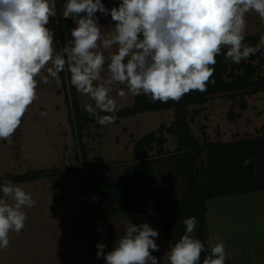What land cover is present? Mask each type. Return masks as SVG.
Returning a JSON list of instances; mask_svg holds the SVG:
<instances>
[{"label":"clouds","instance_id":"clouds-1","mask_svg":"<svg viewBox=\"0 0 264 264\" xmlns=\"http://www.w3.org/2000/svg\"><path fill=\"white\" fill-rule=\"evenodd\" d=\"M254 11L264 22V0H121L110 10L101 0H66L63 17L72 18L69 46L54 55V32L46 27L57 15L55 0H0V140L11 142L28 108L38 98V77L47 65L48 76L70 73L75 90L93 102L85 111L98 124L114 123L119 111L111 95L116 83L127 93L152 101L179 102L192 91L204 92L214 74L216 57L226 49L225 60L239 64L264 48L245 41L246 15ZM111 16L114 30L107 36L96 13ZM112 52L107 59L100 49ZM106 65V67H105ZM107 73L105 77L102 73ZM45 83L48 77H43ZM124 97L126 92L119 91ZM109 113L110 115H100ZM46 115V113H41ZM0 249L10 233L25 227L35 201L20 185L5 179L0 184ZM184 234L167 252L170 264H201L204 244L194 237L195 216L185 218ZM158 230L148 223L129 224L111 251L97 244V258L105 264H159ZM202 264H225V243L216 238Z\"/></svg>","mask_w":264,"mask_h":264},{"label":"rangeland","instance_id":"rangeland-1","mask_svg":"<svg viewBox=\"0 0 264 264\" xmlns=\"http://www.w3.org/2000/svg\"><path fill=\"white\" fill-rule=\"evenodd\" d=\"M55 2L57 15L50 18L46 27L54 32V55H62L59 15L63 13L66 0ZM101 2L106 8H112L121 0ZM96 19L104 36L114 30L115 22L110 14L97 15ZM245 19V36L264 32V22L257 13H248ZM100 51L107 63L116 49L101 48ZM48 67L52 65H47L36 77L38 98L29 106L11 142L0 140V176L49 169L61 171L60 174H42L16 183L31 194L35 206L24 209L27 214L25 227L19 233H10L8 247L0 249V264H105L103 257L97 258V244L106 245L105 253L111 251L118 236H122L124 228L131 223H148L158 230L155 242L159 251H153L152 255L157 260L168 258L171 245L165 236L163 212L147 210L119 214V219L113 216L107 219L102 215L109 207L99 201L94 183L102 176H117L123 165L133 158L134 141L158 129L161 124L169 123L173 119L172 112L149 111L121 118L106 126L91 123L78 132L69 72L67 68L60 72L58 82L48 76ZM102 75L106 77L107 73ZM260 75L264 76V64ZM46 76L47 83L43 80ZM121 90L126 92L124 97L118 94ZM76 93L80 108L86 103L95 106L88 96ZM111 95L119 107L131 105L135 100V96L127 93L126 85L119 83L112 86ZM247 102L248 108L241 110L239 104L230 98L210 101L201 107V114L192 126L195 134L199 139L207 136L212 142L264 135V93L247 97ZM231 111L234 116L230 120L228 114ZM169 139L174 141L172 137ZM82 153L88 160L87 165L82 162ZM207 211L210 234L207 255L211 254V246L219 237L225 243V264H254V258H262L258 263L264 264V190L212 199ZM110 227H113L112 231ZM247 236L256 240L253 245H245ZM255 244L258 245L257 251L251 249ZM160 264H170V261L164 260Z\"/></svg>","mask_w":264,"mask_h":264},{"label":"trees","instance_id":"trees-1","mask_svg":"<svg viewBox=\"0 0 264 264\" xmlns=\"http://www.w3.org/2000/svg\"><path fill=\"white\" fill-rule=\"evenodd\" d=\"M97 15L100 13L97 12ZM74 26L72 18L66 19L62 14L59 15L63 49L69 46ZM262 34L264 32L246 35L244 43L255 46ZM226 51L222 49L216 57L211 78L215 83H209L206 91H192L179 102L169 100L167 103L152 101L141 94L135 96L133 104L119 107L115 114L116 121L149 111H171L173 119L134 141L133 158L123 165L117 176H102L94 183L99 201L109 207L110 215L162 211L166 220L167 241L171 245L186 230L182 221L195 216L198 223L192 235L204 244L201 264L208 253V202L215 198L264 190V135L212 142L207 136L199 139L192 127L201 114V107L215 98H230L239 104L241 110H246L247 97L264 93V76L260 75L264 64L263 48L239 64L225 60ZM70 86L76 128L80 132L85 125L97 122L85 111V107L80 108L76 100L77 91L71 83ZM228 115L230 120L234 116L232 111ZM169 137L174 141H170ZM82 162L84 165L88 163L84 153ZM73 169L77 170L75 167ZM60 171L49 169L33 171L31 174L7 173L0 176V184L5 179L16 184L42 174H60Z\"/></svg>","mask_w":264,"mask_h":264},{"label":"crops","instance_id":"crops-1","mask_svg":"<svg viewBox=\"0 0 264 264\" xmlns=\"http://www.w3.org/2000/svg\"><path fill=\"white\" fill-rule=\"evenodd\" d=\"M109 210V209H108ZM119 214H123V213H119ZM119 214H115V215H110L109 213H108V211H107V209H106V212H104V214L102 215V216H105L107 219H108V217H115V219H119ZM208 214V213H207ZM98 218V217H97ZM96 218V219H97ZM94 219V218H93ZM104 221V220H103ZM107 221V223H108V220H106ZM165 229H166V225H165ZM109 230L110 231H112L113 230V227H110L109 228ZM209 232V231H208ZM165 236H166V231H165ZM209 237H210V234L208 233V238H207V246L209 245L208 244V241H209ZM246 238V240L244 241L245 243L248 241V243H246L245 245L246 246H250V245H253V242L254 241H256V240H254V239H252V237H250V236H247V237H245ZM258 238V237H257ZM259 239V238H258ZM166 240H167V237H166ZM167 243H168V241H167ZM169 244V243H168ZM169 245H171V244H169ZM171 246H173V245H171ZM251 249H253V250H258V245L257 244H255V246H251ZM252 254H253V252H252ZM262 258H254V264H259L258 262L261 260ZM164 260L166 261H169L168 260V258H159L158 259V261H159V264L160 263H164Z\"/></svg>","mask_w":264,"mask_h":264}]
</instances>
